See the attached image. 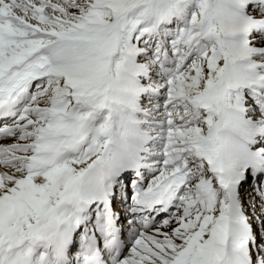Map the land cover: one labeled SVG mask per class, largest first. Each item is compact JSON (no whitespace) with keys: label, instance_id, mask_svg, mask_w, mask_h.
<instances>
[{"label":"snow or ice","instance_id":"6c2138e0","mask_svg":"<svg viewBox=\"0 0 264 264\" xmlns=\"http://www.w3.org/2000/svg\"><path fill=\"white\" fill-rule=\"evenodd\" d=\"M0 264H264V0H0Z\"/></svg>","mask_w":264,"mask_h":264}]
</instances>
